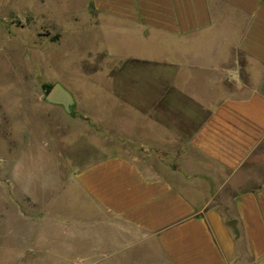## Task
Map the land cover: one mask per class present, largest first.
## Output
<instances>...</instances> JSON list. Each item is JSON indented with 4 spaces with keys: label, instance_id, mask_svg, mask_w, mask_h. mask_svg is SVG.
I'll return each instance as SVG.
<instances>
[{
    "label": "crops",
    "instance_id": "obj_1",
    "mask_svg": "<svg viewBox=\"0 0 264 264\" xmlns=\"http://www.w3.org/2000/svg\"><path fill=\"white\" fill-rule=\"evenodd\" d=\"M90 3L126 51L99 87L123 147L71 177L84 216L46 211L85 227L73 264H264V0Z\"/></svg>",
    "mask_w": 264,
    "mask_h": 264
},
{
    "label": "rangeland",
    "instance_id": "obj_2",
    "mask_svg": "<svg viewBox=\"0 0 264 264\" xmlns=\"http://www.w3.org/2000/svg\"><path fill=\"white\" fill-rule=\"evenodd\" d=\"M99 28L90 0H0V264H73L87 252L85 227L62 218L86 210L70 179L82 163L123 147L103 128V117L117 115L99 87L109 81L101 69L126 51L104 42ZM54 83L72 93V114L45 101ZM128 148L145 164L153 158Z\"/></svg>",
    "mask_w": 264,
    "mask_h": 264
},
{
    "label": "water",
    "instance_id": "obj_3",
    "mask_svg": "<svg viewBox=\"0 0 264 264\" xmlns=\"http://www.w3.org/2000/svg\"><path fill=\"white\" fill-rule=\"evenodd\" d=\"M44 99L47 103L60 105L66 113L72 114L75 106L73 95L60 83H54L49 91L46 92ZM229 226L235 229V223L232 221Z\"/></svg>",
    "mask_w": 264,
    "mask_h": 264
},
{
    "label": "trees",
    "instance_id": "obj_4",
    "mask_svg": "<svg viewBox=\"0 0 264 264\" xmlns=\"http://www.w3.org/2000/svg\"><path fill=\"white\" fill-rule=\"evenodd\" d=\"M45 87L47 88V91H49V89L52 87V85H45Z\"/></svg>",
    "mask_w": 264,
    "mask_h": 264
}]
</instances>
